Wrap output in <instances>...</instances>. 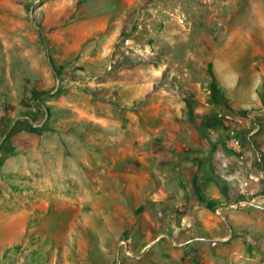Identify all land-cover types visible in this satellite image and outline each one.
<instances>
[{"label": "rangeland", "instance_id": "1", "mask_svg": "<svg viewBox=\"0 0 264 264\" xmlns=\"http://www.w3.org/2000/svg\"><path fill=\"white\" fill-rule=\"evenodd\" d=\"M34 1L14 0L22 10L18 22L9 8L0 7V264H264V245L255 249L246 239L225 242L229 251L209 258L201 253V243L180 252L171 243L145 253L129 247L131 255L125 256L118 246L128 236L111 238L96 215L108 212L121 224L112 207V201L129 202L124 178L116 175L120 163L111 176L103 167L90 176L73 154L91 138L104 141L106 132L121 140L162 141L176 132L175 121L196 128L202 110L212 107L215 52L229 35L232 19L246 16L242 24H256L264 0H134L123 8L105 0L61 1L48 9L50 14L73 12L66 24L121 22L111 43L105 39L112 35L108 27L93 34L77 57L61 62L45 51L44 13L52 0ZM252 53L250 48L240 52L234 66L242 88L254 75ZM139 89L155 95L158 114L146 97L144 111L132 100ZM219 120L225 138L239 139L229 119ZM137 121L143 129H129ZM161 179H166L161 172L150 177L159 184L160 199L166 196ZM46 181L49 190L40 191ZM247 202L254 200L239 197L228 208Z\"/></svg>", "mask_w": 264, "mask_h": 264}, {"label": "crops", "instance_id": "2", "mask_svg": "<svg viewBox=\"0 0 264 264\" xmlns=\"http://www.w3.org/2000/svg\"><path fill=\"white\" fill-rule=\"evenodd\" d=\"M61 1L65 0L49 1L44 13L48 52L54 60L61 62L77 57L93 34L106 33L108 27L112 35L105 39L110 43L120 31L121 22L109 23L106 19L95 22L82 19L66 24L73 12L58 9L50 14L48 9ZM79 1L84 4L88 0ZM105 1L123 8L134 0ZM2 6L11 10L15 22L20 20L22 10L14 0H0ZM242 17L246 16L232 19L229 35L215 52L216 89L212 107L202 110L196 128L175 121L176 132L162 141L143 136L121 140L106 132L104 141L91 138L89 143L73 150L79 162L89 169L90 176L93 172L96 176L101 167L111 176L114 165L120 163L121 171L116 175L124 178L122 189L129 202L121 205L112 201V207L119 211L121 224L118 227L108 212L100 210L96 215L101 217L111 238L128 236L129 247L137 253L159 250L167 243L177 246L179 252L191 251L201 243V253L209 258L229 251L223 246L227 243L246 239L255 249L264 245V198L261 196L264 193V13L256 15L254 25L242 24ZM248 48L257 60L252 64V80L242 88L234 66L240 52L243 54ZM227 52L232 57H225ZM144 97L151 102L153 113L158 114L161 104H154V94L148 95L146 90L139 89L133 93L132 100L142 103L144 111ZM220 116L229 119L238 131L239 149L233 150L225 143ZM254 124L259 125L260 132L248 138L247 132ZM129 125L132 123L128 128ZM181 125L184 132L180 131ZM142 127L143 122L137 121L136 127L129 129L140 131ZM113 145L120 148L115 151ZM160 172L166 177L161 179L160 191L166 194L162 199L156 193L158 182L150 181V177ZM39 189L48 191L49 183L46 181ZM243 196L254 202H247L237 210L228 208L230 202ZM217 209L221 215L215 213ZM177 211L184 214L177 217Z\"/></svg>", "mask_w": 264, "mask_h": 264}, {"label": "built area", "instance_id": "3", "mask_svg": "<svg viewBox=\"0 0 264 264\" xmlns=\"http://www.w3.org/2000/svg\"><path fill=\"white\" fill-rule=\"evenodd\" d=\"M41 2V0H35L34 1V5H37ZM224 125H227V123H224ZM260 132V127L259 125L257 124H254L247 132V137L248 138H252L253 136H255L256 134H258ZM233 132L232 131H229L228 132V136H233ZM224 139L226 140V144L227 146H229L231 149L233 150H236V149H239L240 148V141L239 139H236V138H230V139H227L224 137ZM241 205H244V202H238L237 203V206H241ZM231 208H237L235 204L231 205ZM215 213L217 215H221L219 213V209H217L215 211ZM121 250H122V253L125 255V256H130V250H129V246H128V241H126L125 239H121L119 241V246H118Z\"/></svg>", "mask_w": 264, "mask_h": 264}, {"label": "trees", "instance_id": "4", "mask_svg": "<svg viewBox=\"0 0 264 264\" xmlns=\"http://www.w3.org/2000/svg\"><path fill=\"white\" fill-rule=\"evenodd\" d=\"M45 51L46 52H48V50H47V47L45 46ZM36 97V99H39L38 97H37V95L35 96Z\"/></svg>", "mask_w": 264, "mask_h": 264}]
</instances>
